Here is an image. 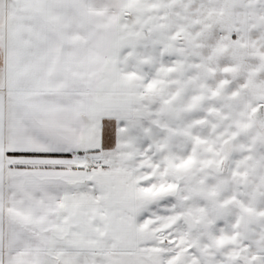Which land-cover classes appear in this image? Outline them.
I'll list each match as a JSON object with an SVG mask.
<instances>
[{"label": "snow or ice", "instance_id": "snow-or-ice-1", "mask_svg": "<svg viewBox=\"0 0 264 264\" xmlns=\"http://www.w3.org/2000/svg\"><path fill=\"white\" fill-rule=\"evenodd\" d=\"M0 264H264V0H0Z\"/></svg>", "mask_w": 264, "mask_h": 264}]
</instances>
